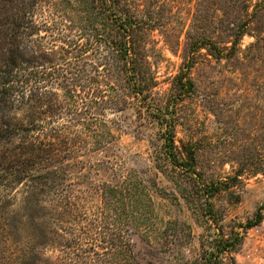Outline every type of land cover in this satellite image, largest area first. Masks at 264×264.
<instances>
[{"label":"rangeland","instance_id":"374dc122","mask_svg":"<svg viewBox=\"0 0 264 264\" xmlns=\"http://www.w3.org/2000/svg\"><path fill=\"white\" fill-rule=\"evenodd\" d=\"M134 1L139 18L152 24L146 48L157 82L153 94L165 109L171 107L176 146H194L196 168L206 183L224 182L210 199L213 210L206 212L205 197L199 204L185 199L183 192L196 196L203 191L165 158L158 120L140 114L134 105H95L75 114H68L65 106L57 114L40 112L44 128L35 134L72 123L66 136L82 140L85 133L78 121L94 114L105 119L114 136L98 150H90L94 141L88 136V148L76 156L57 157L53 163L65 171L54 185L43 186V192L37 186L42 194L33 218L26 208L32 169L21 155L19 136L0 143V178L5 175L0 179V264H124L111 234L121 221L110 222L100 213L103 185L114 182L123 169L135 170L143 180L154 209L152 218L140 224V233L132 235V264L202 263L204 252L237 233L242 240L220 255V264H264V0ZM38 10V19L53 13L52 5L43 1ZM60 26V39L42 30L40 46L29 44L44 60L63 64L57 57L60 46L67 44L68 30L64 23ZM89 57L84 54L67 64ZM72 64L60 79L46 75L43 83L44 91L57 93L54 97L62 103L73 82L62 75L74 71ZM187 68L193 87L185 93L175 78ZM89 90L77 86L81 101L89 99ZM25 112L7 113L25 121ZM44 170L40 166L31 172ZM261 208L262 220L248 226Z\"/></svg>","mask_w":264,"mask_h":264},{"label":"trees","instance_id":"16d2710c","mask_svg":"<svg viewBox=\"0 0 264 264\" xmlns=\"http://www.w3.org/2000/svg\"><path fill=\"white\" fill-rule=\"evenodd\" d=\"M41 1L50 4V7L52 5L53 13L49 19L41 16L40 19L37 18ZM137 11L134 0H0V143L11 142L15 136H19L21 155L25 157L26 162H30L28 165L31 171L40 166L45 169L43 173L28 171L29 176L27 174L30 189L27 192L26 208L30 218L38 215L39 210L36 207L39 206L43 186L54 185L65 171V168L62 169V166L60 168L53 163L60 154L76 156L80 149L88 148V136L94 141L90 150L105 147L114 136L105 119L94 114L78 121L85 133L82 140L77 141L71 136H66L67 130L70 133L69 126L74 125L72 123L62 126L61 129L54 126L47 129V132L35 134L37 129L41 127L40 131L44 128L40 123V112L57 114L64 106L68 114H75L95 105L112 109L134 105L140 114L146 112V115L156 118L163 128L162 147L165 158L178 169L180 176L184 175L193 180L203 191L202 195L196 196L183 192V196L188 202L194 199L198 204L203 202L202 198L205 197L203 204L206 212L213 210V202L210 199L221 190L220 184L224 182L204 181L196 168L194 146H185L183 150L177 148L175 122L173 115L169 113L171 107L165 109L153 94L157 82L146 48L152 24L139 18ZM62 23L68 30V42L65 40L67 44L60 46L58 54L61 53V56L57 59H61L63 64L51 59L46 61L44 57H39L38 53L41 51L30 45L29 41L40 46L44 36L48 34L60 39L58 36L64 34L61 33ZM42 30L45 35L41 34ZM198 48L199 46L196 47ZM73 51H77V54L74 58H68L69 62L72 59L80 61L84 54L89 53L91 58L85 59L83 63L67 64L68 60L62 55ZM47 64L49 72L46 71ZM70 64L74 66V71H70L69 76L66 73L62 76L63 80L72 78L73 82L65 91V102L62 103L54 97L57 93L44 91L43 83L46 75L56 77L55 80L60 79L59 75L63 70H67ZM55 68H58V71L54 72ZM188 71L189 68L175 78L185 93L193 87ZM77 86L91 89L88 91L90 97L87 102L80 100L82 98L77 93ZM24 108L27 114L26 123L17 121L7 113ZM39 135H48L47 140L40 139ZM3 158L5 159V156ZM0 170L4 168L1 167ZM123 171L126 172L119 174L114 182H106L103 185L104 206L100 213L110 222L117 219L121 221L120 226L114 229L117 233L110 229L114 236L113 248L119 249L117 252L124 264H132V235L140 233V224L147 218H152L149 214L154 209L150 204L151 196L135 170ZM2 177L5 175L0 179ZM39 185L42 192L38 193ZM262 209L248 226L262 220ZM130 227L133 229H129ZM241 240L240 233L233 238L220 239L216 250L204 252L202 263L220 264V255L231 250Z\"/></svg>","mask_w":264,"mask_h":264}]
</instances>
